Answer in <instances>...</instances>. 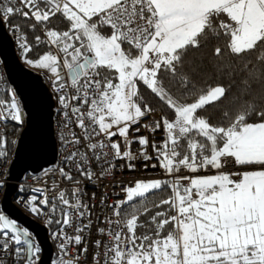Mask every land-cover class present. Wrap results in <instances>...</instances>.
I'll list each match as a JSON object with an SVG mask.
<instances>
[{"label":"snow or ice","instance_id":"obj_1","mask_svg":"<svg viewBox=\"0 0 264 264\" xmlns=\"http://www.w3.org/2000/svg\"><path fill=\"white\" fill-rule=\"evenodd\" d=\"M14 16L33 21L30 29L43 26L44 39L37 35L35 43L55 48L26 62L46 69L54 90L63 93L58 102L66 110L64 127L74 124L82 130L80 135L68 133L66 143L78 147L66 162L92 180L97 174L87 168L93 160L103 177L105 157L135 160L130 149L138 143L140 157L155 159L152 167L172 178L138 180L122 189L124 200L108 206L116 219L105 218L101 223L109 227H98L97 233L111 243L94 241L97 249L104 248L103 264H264V102L250 98L253 71L264 81V0H0V24L20 32L19 24L10 23ZM53 18L66 28L49 27ZM17 42L27 57L32 47L26 37L17 36ZM203 49H210L209 57L199 64L188 60ZM252 53L255 63L247 58ZM203 76L220 82L201 84ZM141 86L159 109L151 106ZM233 88L239 89L235 112L224 110L217 124L201 115ZM9 95V100L0 99V120L22 123L20 106ZM158 110L167 114L142 124ZM133 125H138L136 132L140 127L153 134L163 130L162 142L151 144L154 156L146 151L148 136L129 139ZM6 143L0 135V158L7 155ZM207 170L214 174H199ZM59 175L80 183L64 168ZM164 190L169 191L167 198L152 200ZM32 191L44 198L33 195L25 204L40 215L39 206L47 208L50 200L41 188ZM80 191L73 188L72 200L63 190L52 198L59 205L53 202L51 210L61 212V219L54 221L61 228L52 235L62 238L58 247L65 256L69 244H84L80 233L93 224L91 219L80 222L90 215ZM153 208L158 210L142 221ZM74 222L77 234L69 236L64 228ZM139 228L145 232L137 235ZM30 236L0 213V248H11L10 255L23 264H39L41 249ZM78 251L52 264H81L88 248ZM99 256L93 254V264H101ZM0 264L5 261L0 259Z\"/></svg>","mask_w":264,"mask_h":264},{"label":"built area","instance_id":"obj_2","mask_svg":"<svg viewBox=\"0 0 264 264\" xmlns=\"http://www.w3.org/2000/svg\"><path fill=\"white\" fill-rule=\"evenodd\" d=\"M5 31L13 42L16 54L18 57L25 56L22 54L21 49L17 42V36L24 35L28 44L32 47V41H30L25 33L22 31L14 32L10 25H5ZM38 35L41 36L43 41L44 32L43 27L38 28ZM35 41V39H34ZM47 45V44H46ZM49 47V51L55 52V48L47 45ZM30 53V52H29ZM28 55V54H27ZM40 74L42 82L49 89L52 98L54 100V106L52 108V126H53V138L56 146V160L53 164H50L40 171L25 172L19 181L16 182L17 189L11 198V203L22 213L26 214L30 218L38 221L39 223L45 225L48 229V237L53 246V256L51 259V263L53 260L58 259H71L74 255L79 254V248L83 246H87L88 252L85 255L80 256L81 264H93L92 256L94 253H100L99 259L101 264H103V252L104 248L101 246L97 249L94 246V241L102 240L108 243H111L110 238L106 235H100L97 233L98 227H105L106 229L109 225L101 223L105 218L116 219L113 216V209L108 207L109 205H115L118 201L125 199V193L122 191L124 187L134 186L135 182L140 181H148V180H164V179H172L171 177H167L162 169L159 167L153 168L152 165L156 164L157 161L155 159L145 161L140 157L141 146L138 143H133L131 145L132 153L137 157V159L132 161L126 160H113L109 155L104 158L106 163L102 164L103 169H105L103 177L99 176L101 172V166H98L95 160L92 161L91 166L87 168L88 171L94 172L97 175L93 177L92 180L87 179L85 176H82L78 171L75 170L74 166H70L68 162H66L65 157H67L72 151H75L78 146L73 145L71 143H66V141L70 140L71 137L68 135L70 131L76 132L77 135L81 134V129L76 128L75 125H70V128H65L64 124L66 122L65 117L63 115L65 109L58 102L59 95L63 94L62 92L55 91L51 82L50 73L46 69H38L36 72ZM9 93L14 94L16 101L18 102L21 109V117L22 123H16L11 119L0 120V135L5 137L7 143L5 148L6 157L0 158V213H5L1 208V200L3 198L5 192V185L7 182L8 176V168L12 160V153L16 142L18 140L19 134L25 125V111L23 107L22 100L16 93L14 87L9 83L6 75V71L0 58V99L9 100ZM162 112L160 110L153 112L148 118L142 121V124H147L149 121L158 120ZM138 125H133L132 129L129 133V139L138 136H148L149 137V146L146 151L149 156H154L153 149L151 144L153 142L159 144L162 142L165 133L162 129L157 130L154 134L146 131L143 127H140V131L136 132L135 128ZM63 137V139H61ZM98 139H103L98 138ZM114 140H120L119 137H114ZM123 147V145H122ZM83 150V149H81ZM104 151H108L105 149ZM114 164L115 167L110 169L109 165ZM128 164L134 165V167L129 168ZM147 165V167H145ZM64 168L66 172H71L73 176V181H80L77 185L72 181H67L60 177L59 169ZM182 175H189L187 172L181 173ZM199 174H214V170L201 171ZM184 183H187L186 181ZM74 187H78L81 191L79 194V199L82 203H87L89 205L90 215H86V218L81 219V223H87L88 219L93 221L90 229H87L85 232L80 233L84 236V244L81 246H77L74 244L68 245V254L65 256L60 252L59 244L62 243V238H53L52 233L58 232L61 228L57 226L51 230L48 228V220L49 218L53 219V211L52 203H56L59 205V201H53L52 198L57 197L59 191H65L66 196L72 200V191ZM35 188H41L44 190L45 195L49 198L50 204L47 208L40 205L42 212L40 215L33 214L26 207L25 202L33 195L38 196L39 199H43V196H40L39 193H35L32 190ZM94 194V195H93ZM103 198L104 203H101V199ZM37 200V204H38ZM74 202V201H73ZM99 218V219H98ZM12 219V218H9ZM14 220V219H12ZM15 221V220H14ZM16 222V221H15ZM18 225V223L16 222ZM75 222L73 227H65L64 232L69 235H75L77 233L74 232ZM3 243V240H0V244ZM34 244L36 242L34 240ZM25 247V246H24ZM12 249H9V252H5L2 248H0V259L5 261V264H20L22 260L19 258H14L10 255Z\"/></svg>","mask_w":264,"mask_h":264},{"label":"water","instance_id":"obj_3","mask_svg":"<svg viewBox=\"0 0 264 264\" xmlns=\"http://www.w3.org/2000/svg\"><path fill=\"white\" fill-rule=\"evenodd\" d=\"M0 58L7 79L22 100L25 111V125L12 153L1 208L6 217L18 223V227L27 229L31 234L28 239L33 243L35 240L40 247L39 264H50L53 246L47 227L18 210L11 198L17 189L16 182L25 172L40 171L56 160L52 126L54 100L40 74L26 68L20 61L4 24H0Z\"/></svg>","mask_w":264,"mask_h":264},{"label":"trees","instance_id":"obj_4","mask_svg":"<svg viewBox=\"0 0 264 264\" xmlns=\"http://www.w3.org/2000/svg\"><path fill=\"white\" fill-rule=\"evenodd\" d=\"M11 24H19L20 25V31H22L23 33H25L28 37V39L30 41H32V50L30 51V53H28L27 57L36 60L38 59L39 55L48 52L49 51V47L45 44V43H41L39 45H37L34 41L35 36L38 35V28L39 27H43L41 25H37L34 29H30L28 27V25L32 24L33 21L28 20V21H24L22 18H20L19 16H14L10 22ZM5 25H9V24H5ZM51 28H55L58 31H63L66 28V25L64 23L61 22V20L59 18H53L50 22V24L48 25ZM213 46H215V42L213 44ZM221 47H223V43L220 44ZM210 56V49H203L201 52H198L195 54V57H193L191 54L188 58L189 61H192L193 59L195 60L196 64H199L200 60L202 58H207ZM255 56L256 53H252L250 54L249 57H247L248 59H252L253 63H255ZM205 62L207 63V60H205ZM257 67H259V65H257ZM258 75V73L254 70L252 77L250 78L253 82V91L251 93V99L256 100L258 103L259 102H264V81L261 80H257L255 77ZM204 81H207L208 84H216L220 81L214 79V78H209L208 76H203L200 78L199 83L203 84ZM223 83L225 85H227L228 81L227 79H225L223 81ZM141 93L143 95L146 96V98L150 99L151 102V106L154 109H159L160 106L157 103V101L155 100H151L150 97H148V94L144 91L143 87L141 86ZM239 95V89L237 88H233L232 91H230L228 93V96L226 99L222 100L219 102V104L217 105H213L210 106L206 109V111L201 112V115H206L211 117V123L213 124H217L220 122V118H221V114L224 110H229L231 112H235L238 105L236 103H234V98L236 96ZM162 112V111H161ZM162 114H167L166 110H164L162 112ZM169 195V191L168 190H164V191H159L154 197H152V200L155 202H158L160 199L162 198H167V196ZM67 198H69L68 196H66ZM149 208H152V204L149 203ZM128 205H122V208H127ZM158 209H152L151 212H149L148 214H146L145 216H141V220H146L148 216L154 214L155 211H157ZM53 223L48 225L49 230L60 226L57 225L54 221L56 219H61V212L59 210L53 212ZM145 232L144 228H139L137 229V235L143 234ZM167 232V229H165V234ZM23 261H21L20 263H22Z\"/></svg>","mask_w":264,"mask_h":264},{"label":"rangeland","instance_id":"obj_5","mask_svg":"<svg viewBox=\"0 0 264 264\" xmlns=\"http://www.w3.org/2000/svg\"><path fill=\"white\" fill-rule=\"evenodd\" d=\"M26 59H31V58H29V57H25V56H22V57H20V61L22 62V64L26 67V68H28V69H30V70H32V71H34V72H37L38 71V67H35V66H32V65H30V64H28L27 62H26ZM31 60H33V59H31ZM200 175H212V174H200ZM40 207V206H39ZM37 215V214H36ZM20 264H23V262L22 263H20Z\"/></svg>","mask_w":264,"mask_h":264}]
</instances>
